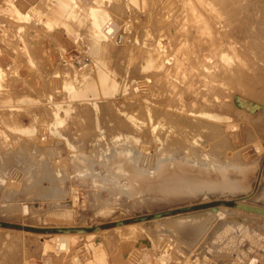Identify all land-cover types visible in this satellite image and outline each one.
<instances>
[{
    "label": "rangeland",
    "instance_id": "374dc122",
    "mask_svg": "<svg viewBox=\"0 0 264 264\" xmlns=\"http://www.w3.org/2000/svg\"><path fill=\"white\" fill-rule=\"evenodd\" d=\"M27 1L25 5L34 0ZM99 1L112 14L114 31L111 26L110 45L95 54L89 18L76 6L69 14L59 0H40L27 7L26 19H16L0 0V21L9 29L0 41V109L5 101L10 105L0 110V264H97L91 245L102 229L131 223L134 231L129 236L155 235L149 237L151 253L130 259L122 256L121 244L108 247L101 238L99 259L106 264H264V98H258L264 90H259L264 84V56L254 57L257 50L264 54V34L250 30L239 43V73L225 90V99L234 105L220 109L219 127L175 129L169 115L201 116L205 75L217 72L216 46L239 37L246 25V7L243 15L231 20L229 9L205 0ZM99 55L105 61L101 75L95 68L101 67L95 63ZM150 55L155 60L151 66ZM88 68L84 75L77 72ZM217 81L211 82L217 87ZM55 116L62 120L54 123ZM188 132L197 135L198 147L210 144L201 132L215 133L212 152L221 159L235 152L245 161L246 154L244 172L231 173L235 182L223 187L131 195L109 192L100 175L77 174L85 165L94 167L92 172L104 169L103 173L100 154L118 141L132 140L130 144L144 153L139 163L145 167L153 164L150 157L164 150L181 157ZM156 135H161L160 142ZM191 211L197 212L183 223L198 219L201 226L178 232V221L164 222L170 215Z\"/></svg>",
    "mask_w": 264,
    "mask_h": 264
},
{
    "label": "bare ground",
    "instance_id": "6f19581e",
    "mask_svg": "<svg viewBox=\"0 0 264 264\" xmlns=\"http://www.w3.org/2000/svg\"><path fill=\"white\" fill-rule=\"evenodd\" d=\"M39 1L40 0H34L33 2H30L28 5H25L28 2L27 0H4V2L6 3V8H9L10 15L16 19H22V18L26 19L28 16L27 7H29V6L34 7ZM90 1L91 0H59V2H61L62 4H64L66 6V9H67L66 13L73 14L75 11L74 8L76 6V8H79V10L84 12V14L89 18L88 31H89V34L91 36V39L93 40V43H94L93 50L95 52L97 50H99V51L104 50V49H106V47H108L110 45V43H111L110 34H111V32L114 31V27H113V25H111L113 27V31H112L111 26H110L111 21L109 22L110 19L112 20V14L108 10L104 9L102 3L99 0H92L91 2ZM205 3L206 4L215 3L218 6L226 7L227 9H229L228 14H227V19L230 18L231 20H232V18H236L237 16L238 17L241 16V12L243 11V8L246 7L247 11L244 12L247 16V20L245 22L246 25H245V28L240 30L239 37L231 36L230 39L228 38L225 40H221L218 43V45L216 46V57H215L214 61H215L216 67H217V72H215L214 74L207 73L205 75V77H207L205 96H204L205 102H204V107L202 106L203 108L199 112L201 114V116H199V117H197V116L188 117V115H187L186 117H179V116L171 117L174 114L169 115V119L172 123L171 126H172V128H175V129L183 130L184 128L187 127L190 130L199 129V128H203L204 130H206L209 128H218L219 127V124L217 123V119L220 118V114H219L220 109L232 108L234 105L232 102L225 99L227 96H229V94L225 90H226V86L230 83V80L233 79L234 76H237V74L239 73V68H235V66H236V62H240L239 57H241L240 52L242 50V45H240L241 44L240 41L241 40L245 41L249 37L247 32L250 30L255 31L256 33H261V34L263 33L264 34V0H205ZM248 5H250V6L248 7ZM21 8H24V9L22 10ZM222 8H221V10H222ZM237 10H239V11H237ZM212 15H214V13ZM242 15H243V12H242ZM1 19H3V18H1ZM10 19H12V18H10ZM225 19H226L225 17H224V19H221V22L225 23L226 22ZM8 21H10V20H8ZM210 21H212V20H210ZM216 22H218V21H216ZM4 23L2 21H0V41L5 38L4 35L6 34V32L9 31L8 27L6 25H4ZM177 24H178V22H177ZM179 25H181V24H179ZM236 26H234V27H236ZM13 27H15V25ZM168 27H170V26H168ZM171 28H173V27H171ZM177 28H179V27H177ZM180 28H182V26H180ZM18 30H20V29H18ZM18 30H17V32H19ZM164 32H166V31H164ZM172 32H174V31H172ZM184 32H185V30H184ZM200 34H201V32H200ZM170 35H173V34H170ZM233 35H234V33H233ZM143 36L144 37H143L142 42L146 43V39H147L146 36H148V32L146 30L144 31ZM155 36H157V35H155ZM204 37H206V36H204ZM204 37H203V39H207ZM154 42H155V40H154ZM175 42H178V41H175ZM178 44H179V42H178ZM260 44H263V47H264V40L261 41ZM243 46H244V44H243ZM166 49H168V48H166ZM244 49H246V48H244ZM261 49H263V48L261 47ZM191 51H193V50H191ZM206 51H208V50H206ZM1 52H2V48L0 45V58L4 57V55H2ZM247 52H249V50ZM259 53H260L259 50H257L254 57H256L258 60L259 59L263 60L264 54L260 55ZM95 54H97V52H95ZM169 54H171V53H169ZM207 55H209V54L207 53ZM99 56L101 57V55H99ZM100 57H99V59L95 60V63H96V61H98L101 64V67L97 66L95 68L98 71V74L101 75V73L103 72V69L105 68V61H104L103 57H101V58ZM173 59L174 58H172V60ZM0 60H2V59H0ZM154 61L155 60H153L151 58V55L149 56V58H147V62L149 63V66H151V64ZM252 61H253V59H252ZM249 67L251 68V66H249ZM90 68H92V67H90ZM90 68L83 69V71L78 70L77 72L84 75V74H86L85 72H87ZM3 71H4V69H3L2 64L0 62V75L3 73ZM172 71H173V69H172ZM155 74H158V73H155ZM258 74L256 76H258ZM213 80H218L217 82L220 84H218V86L216 87V84L211 82ZM214 82H216V81H214ZM161 83H163V82H161ZM261 83H262V81H261ZM246 84H248V83H246ZM234 85H235V83H234ZM263 87H264V84H263ZM263 87L262 86L259 87V90H260V88H262L261 90H263L264 89ZM249 90L250 89H248V91ZM160 91H161V89H160ZM183 91L185 92V90H183ZM217 91H218V93H217ZM236 91L237 90H235L234 92H236ZM245 91H247V90H245ZM261 92H263V93L258 94V96H260L258 98H261V96H262V98H264V90ZM185 94H187V93H185ZM239 94H241V93H239ZM246 94L248 95L250 93L248 92ZM231 95H232V93H231ZM185 96L188 97V95H185ZM189 96H190V94H189ZM187 97H185V98H187ZM248 97L254 98V99L256 98L255 96L253 97V95H252V97L250 95ZM233 98L235 99V97H233ZM261 101H262V99H261ZM1 107H2V109H0V110H5V109H7L6 107H10V105L5 101L1 104ZM67 109H68V107H65V110H67ZM162 110L163 109H161V111ZM235 110H234V112H237V110L236 111ZM241 110H244V109H241ZM241 110L239 109L238 113H240ZM246 111H247V109H246ZM241 112H243V111H241ZM244 112H245V110H244ZM241 114H243V113H241ZM165 117H166V115H165ZM241 117H242V115H241ZM54 119H55L54 123L62 120L61 117H56V116ZM162 121H163V118H162ZM229 126H230V124H229ZM234 127L235 126H233L232 128H234ZM164 130H166V129H164ZM216 130H218V129H216ZM150 133H153V132H150ZM178 133L180 134L181 132H178ZM196 133L198 135H200L202 133L203 137L206 140H208L210 144L208 146L198 147L196 145L197 135H195L193 132H188L187 134H185V139L187 142L186 143L187 149L185 150V153L183 154V156L181 155V157H176V156L172 155L171 153L164 150L163 152L157 154L152 159L150 157V160H152V162L151 161L150 162L153 164L149 165V167L143 166L145 164L140 165L139 157L140 156L142 157V154H144V153L141 154L140 151L137 150L135 148V146H133V144H130V143H132V140H130L128 142L122 141L120 143L118 141V142H116L118 144L115 145V147L113 149L109 150L110 146L107 145L106 147L103 148V150L100 154V156L103 157L102 160H100V161L103 163V165L105 164V171L103 173H102V171L104 170L103 168H102L103 170L101 171V173L100 172H92L91 169H93L94 167L91 168L90 166L85 165V166L81 167V169H77L78 170L77 174L78 175L91 174L92 177H94L96 175H100L101 177H103L102 183H105V186L109 190V192H111V193L125 192V193L130 194V195L133 193H138V192L156 191V190H160L165 194L166 193H178V192L199 190V189H203V188L204 189H210V188H215V187H223V186L228 185L229 183H231V184L234 183L236 176L230 177V174L235 172V171L237 172V174H241L242 172H244V169L246 166L245 164H246V161L248 159V156L245 154L244 155L245 161H242L236 155L237 153L233 152L230 157L225 156V159H221L219 157V154L212 152L214 142H212V140H211V138L213 137L211 135H213L215 133H212V132H201V133L196 132ZM218 133H220L222 135V137H225V134L223 132H218ZM163 134H164V132H163ZM166 134H168V133H166ZM158 135H159V132H158ZM160 136L156 135L155 140L160 142L161 141ZM113 143L116 144L115 142H113ZM139 143H141V142H139ZM138 147H139V145H138ZM108 150H109V153H108ZM142 152H144V151H142ZM216 152H217V150H216ZM75 155L79 156L80 159H85V154L83 152H80V153L77 152V153H75ZM147 156H149V155L147 154ZM145 158H147V157H145ZM145 158H143V159H145ZM121 177H124L125 181H121L120 180ZM216 211L218 212V210H216ZM196 212L197 211H194V212L191 211V212L187 213L186 215H183V214L170 215L169 217H166L163 219H164V222L167 221L165 219L178 221L179 224H176V227L174 229H176L178 232H182L183 228L186 229L185 227L194 228V227L201 226L202 223H200V221H198V219H191V221L188 222L189 224L183 223V221L187 220V218H189L191 216V214H196ZM258 214L257 215L254 214V216L257 217ZM149 221H146L145 224L149 223ZM126 226H128V227H126ZM132 228H134V227H133V224L131 223V224L123 225V226H120V225L117 226L116 225L113 227H109L107 229H102V231L104 230L102 232L103 233L102 236L101 237L99 236L100 238H98V241L96 240L97 242L93 243L91 245L92 253L94 254V256L98 257L96 260L97 264H106L104 260L102 261V259H99L102 255V250H103V246L101 245V243H99L101 238H102V242H105V244H107L108 247L114 245L116 242L121 244L120 246H121V248H123V252L122 253L120 252V253L122 254V256L127 255V257L130 259L133 258V256L139 255L140 253L141 254L142 253L143 254H150L151 253L150 248L152 246V242H151V239L149 237L152 235L148 236V235L143 234V233L135 234L132 232L134 235L129 236V233H131V231H134ZM7 229H9V228H7ZM97 231H98V229L96 230V232ZM157 231H159V230H157ZM67 233H69V232H67ZM83 233H85V232H83ZM86 233H88V232H86ZM54 235H56V234L54 233ZM58 236H61V235H58ZM95 236L97 237V235H95ZM95 236H94V238H96ZM154 236H152V238ZM59 239H68V237H65V235H63V236L59 237ZM184 241H185V238H184ZM187 242L188 241L186 239V241L184 243L187 244ZM61 245L63 246V243Z\"/></svg>",
    "mask_w": 264,
    "mask_h": 264
}]
</instances>
